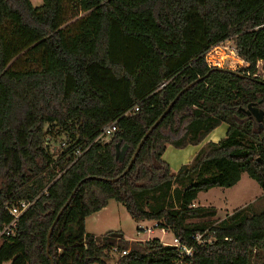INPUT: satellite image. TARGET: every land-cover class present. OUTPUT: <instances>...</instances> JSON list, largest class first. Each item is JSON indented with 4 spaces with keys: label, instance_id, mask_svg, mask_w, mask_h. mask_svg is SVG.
I'll list each match as a JSON object with an SVG mask.
<instances>
[{
    "label": "trees",
    "instance_id": "1",
    "mask_svg": "<svg viewBox=\"0 0 264 264\" xmlns=\"http://www.w3.org/2000/svg\"><path fill=\"white\" fill-rule=\"evenodd\" d=\"M69 4L73 18L85 14L65 25ZM226 39L248 64L233 70L244 77L206 62ZM260 59L264 0H0V226L13 219L10 208L30 204L14 235L0 238V264H50L47 233L82 179L50 235L54 264H108L114 251V264H174L175 248L157 238L87 234L86 218L109 200L192 246L190 264L264 259V209H239L209 227L189 221L216 214L193 206L198 192L232 187L243 172L264 191V120L247 112L250 104L264 112V84L245 74ZM203 76L120 176L176 94ZM221 124L225 136L172 173L167 145L196 146ZM196 233L211 240L197 243Z\"/></svg>",
    "mask_w": 264,
    "mask_h": 264
},
{
    "label": "rangeland",
    "instance_id": "2",
    "mask_svg": "<svg viewBox=\"0 0 264 264\" xmlns=\"http://www.w3.org/2000/svg\"><path fill=\"white\" fill-rule=\"evenodd\" d=\"M30 1L35 7L42 5V0ZM69 9L70 10L66 15L68 20L65 25L72 23L76 18L85 14L84 12H81L76 18H73L71 4H69ZM229 66L235 65L230 62H225L223 65L218 67H225L233 70V68ZM226 129V124L219 125L196 146L189 145L185 148L177 149L168 144L165 152L163 153V159L169 164L172 173H176L180 165L190 162L205 143L209 141L217 142L223 138L225 136ZM193 206L213 207L216 209V214L213 217L189 220L190 222L204 223L209 227L216 225L222 219L230 216L234 211L239 209L244 208L251 213H258L263 210L264 191L254 179L250 178L246 172H243L240 180L232 187H213L207 191L198 192ZM147 226L152 227V231L147 232L139 229L140 227L146 228ZM86 232L99 239L109 232H121L131 241H140V239L146 237H159L162 234V231L159 228L152 226L151 221L134 220L126 211L125 207L115 200H109L108 204L98 213H95L86 219ZM164 236L166 242L171 241L172 234L170 232L166 233ZM254 254L252 263L264 264V259L261 258L263 253L254 252ZM112 255L113 258H111L108 264H114L117 256L115 251L112 252Z\"/></svg>",
    "mask_w": 264,
    "mask_h": 264
},
{
    "label": "built area",
    "instance_id": "3",
    "mask_svg": "<svg viewBox=\"0 0 264 264\" xmlns=\"http://www.w3.org/2000/svg\"><path fill=\"white\" fill-rule=\"evenodd\" d=\"M238 48L233 44L232 39H226L224 41H221L213 46L210 47L208 52L206 53V62L210 67H218L223 65L225 62H230L231 64L235 66H229L232 67L233 70L240 68V67H247L248 64L239 57L238 54ZM224 68V67H221ZM243 74V73H242ZM247 76H251L254 79H258L259 81L264 82V59L257 60L254 69L247 70L245 72ZM133 111H137L138 107H134L132 109ZM115 122H112L108 125H106L102 130L99 136L96 138V140H103L106 136L110 135L114 130ZM64 145V143L62 144ZM81 148L77 147L75 149V154L80 155L81 154ZM30 204L21 202L20 206H13L9 209V213L13 216V219L7 223L0 226V238L2 236H13L15 232V228L17 225V218L19 215L29 206ZM153 227L159 228L156 222L152 223ZM142 231L150 232L152 231V227H140L139 228ZM162 233H167L168 230L165 228H159ZM204 233H196L193 236V239L197 243H203L211 240V237L209 236L208 239H203ZM162 243V242H161ZM164 245H169L175 248L176 250V259L174 260V264H190L191 258L193 256V247L190 245H187L184 243L180 238L175 237L172 234V239L169 243H162ZM126 253V252H123Z\"/></svg>",
    "mask_w": 264,
    "mask_h": 264
},
{
    "label": "water",
    "instance_id": "4",
    "mask_svg": "<svg viewBox=\"0 0 264 264\" xmlns=\"http://www.w3.org/2000/svg\"><path fill=\"white\" fill-rule=\"evenodd\" d=\"M211 70H223V71H226V72H230V73H235L236 75L240 76V77H244V74L242 73H238V72H235L231 69H227V68H221V67H213ZM207 76V75H205ZM205 76L203 77H199L197 78L196 80L192 81L191 83H189L187 86H185L183 89H181L177 94L176 96L173 98V100L167 105V107L164 109V111L161 113V115L156 119V121L151 125V127L146 131V133L144 134L143 138L141 139V141L139 142V144L137 145L126 169L124 170V172L120 175H124L128 170L129 168L131 167L137 153L139 152L142 144L144 143L145 139L147 138V136L153 131V129L159 124V122L165 117V115L170 111L171 107L175 104V102L177 101V99L180 97V95L182 93H184L185 91H187L189 88H191L195 83L199 82L200 80H202L203 78H205ZM261 83L264 84L263 81H260ZM247 112L248 113H251L254 118L262 123L263 120H264V112L263 110L261 109H258L257 107H255L254 105L250 104L248 105L247 107ZM88 178H97V177H88ZM119 177L117 178H114L112 179L111 181H116ZM85 179H82L77 185L76 187L73 189L70 197L67 199V201L65 202V204L62 206V208L58 211L48 233H47V237H46V253H47V256L48 258L50 259V264H54L53 261L51 260L50 256H49V239H50V235H51V232L53 230V227L57 221V219L59 218V216L61 215L62 211L64 210V208L69 204V201L71 199V196L74 194V192L76 191L77 187L80 185L81 182H83ZM111 235H115L114 233H112Z\"/></svg>",
    "mask_w": 264,
    "mask_h": 264
},
{
    "label": "crops",
    "instance_id": "5",
    "mask_svg": "<svg viewBox=\"0 0 264 264\" xmlns=\"http://www.w3.org/2000/svg\"><path fill=\"white\" fill-rule=\"evenodd\" d=\"M215 129H216V128H215ZM215 129H214V130H215ZM214 130H213V131H214ZM226 131H227V129H226ZM210 133H211V132H210ZM210 133H209V134H210ZM209 134H208V135H209ZM225 134H226V133H225ZM208 135H207V136H208ZM207 136H206V137H207ZM166 148H167V147H166ZM165 150H166V149H165ZM162 157H163V156H162ZM184 164H185V163H184ZM181 165H183V164H181ZM181 165H180V166H181ZM98 212H99V211H98ZM98 212H96V213H98ZM94 214H95V213H94ZM92 215H93V214H92ZM87 218H88V217H87ZM87 218H86V219H87ZM151 223H153V221H151ZM85 231H86V221H85ZM168 232H169V231H167V233H168ZM86 233H87V232H86ZM170 233H171V232H170ZM87 234H89V233H87ZM122 234H123V233H122ZM165 234H166V233H165ZM165 234L162 233L159 237H153V238H157V239H159V241L162 242V243H169V242H166L165 239H164V237H165L164 235H165ZM171 234H172V233H171ZM90 235H92V234H90ZM123 235H124V234H123ZM93 236H94V235H93ZM124 239L131 241V240L128 239L125 235H124ZM149 239H152V237L142 238V239H140V241H145V240H149Z\"/></svg>",
    "mask_w": 264,
    "mask_h": 264
}]
</instances>
